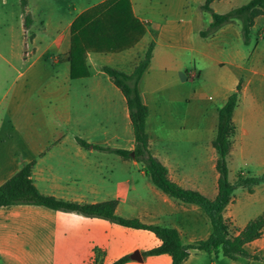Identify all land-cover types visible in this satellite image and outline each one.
I'll list each match as a JSON object with an SVG mask.
<instances>
[{
    "label": "crops",
    "instance_id": "obj_1",
    "mask_svg": "<svg viewBox=\"0 0 264 264\" xmlns=\"http://www.w3.org/2000/svg\"><path fill=\"white\" fill-rule=\"evenodd\" d=\"M130 1L135 17L146 28L145 36L133 48L121 53H89L86 59L89 77L76 80L70 77V64L66 60L70 37L63 38L53 46L56 51L54 57L60 60L53 64V86L49 89L48 113L52 120L48 121L49 124L43 122L45 128L38 133L26 135L21 151L3 147L14 141L11 135L3 134L4 140L0 142V187L24 166L34 163L31 180L41 194L77 204L115 201L117 215L138 219L148 225L176 229L183 242L182 229L178 225L181 215L178 204L186 205L157 189L144 175L140 163L97 148L132 151L135 144L126 100L105 75L103 68L109 66L131 74L143 59L150 42L156 43L151 64L140 83L142 101L149 108L146 132L150 152L168 169L172 181L214 199L219 178L216 162L214 170L218 177L215 173L207 175L200 168L195 172L199 186L187 187L181 182L184 163L173 164L166 150L168 143L181 140L180 131L186 127L184 119L177 122L179 115L175 109L186 104L185 85L199 80L202 75L195 64V59L201 56L195 45L197 35L202 38L200 32L207 29L196 30L185 21L179 24L168 18L158 22L145 21L139 17L135 0ZM91 7L83 8L80 13ZM211 22L212 19L209 25ZM224 28L213 37L217 38ZM141 51H144L142 56ZM186 55L193 57L192 69L180 65ZM95 66L99 71L96 77L91 73ZM189 73L192 78L188 76ZM238 82L235 80L231 83L229 91L227 81L215 87L214 96L211 97L216 101L213 102L215 117L235 91ZM75 84L80 87L81 99L74 93ZM218 99H221L219 103ZM76 102L81 104L77 111L74 109ZM211 114L212 111L205 108V117ZM71 121L83 129L78 128L72 134L65 131L64 128ZM170 121L177 123L173 133L168 125ZM48 125L53 132L48 133ZM216 129L217 123L209 131L214 136L206 137V141L211 139L213 143ZM78 140L91 147H82ZM252 155L251 152L248 154L249 159L260 165L264 154L261 159L260 153L254 159ZM210 178H213V184ZM160 244V240L150 231L125 228L108 220L75 212L53 211L31 205L0 207V264H112L127 256L130 261L126 264H171L169 255H143ZM203 255L209 256L192 251L185 264H195Z\"/></svg>",
    "mask_w": 264,
    "mask_h": 264
},
{
    "label": "rangeland",
    "instance_id": "obj_2",
    "mask_svg": "<svg viewBox=\"0 0 264 264\" xmlns=\"http://www.w3.org/2000/svg\"><path fill=\"white\" fill-rule=\"evenodd\" d=\"M26 1L27 12L32 20L29 28L25 27L26 13L21 6V0H0V142L4 140L3 134L11 135L14 141L3 147L14 151L24 148L22 144L26 135L38 133L45 128L43 122L49 124L52 120L48 113L51 98L49 89L53 86V64L60 60L59 57H54L56 51L53 46L63 38L71 39V25L81 14V10L96 6L101 0ZM249 1L218 0L212 8L216 13L224 14ZM204 2L205 0H135L139 17L145 21L158 22L168 18L179 24L185 21L196 30L208 29L212 19L209 13L201 10ZM240 32L241 24L235 21L226 26L217 38L196 37L195 46L200 50L201 56L195 59V64L201 69L202 75L199 80L188 82L184 87L186 104L177 106L175 110L179 115L177 122L184 119L186 127L180 131L181 140L168 143L166 148L173 164L184 163L181 177L184 186H199L196 184L195 172L200 168L207 175H217L214 170L217 154L212 147V140L205 139L214 136L209 131L217 123L218 116L213 115V102L216 101L211 97L214 96L215 87L223 81L230 85L227 88L229 91L231 83L242 79V91L233 118L235 132L232 137V150L228 158L230 179L234 181L240 170L257 176L264 172V158L259 165L248 157L250 152L254 155L251 156L252 159L258 153L261 159L264 154V14L255 20L249 47L243 45ZM143 53L141 51L140 56ZM30 65L34 66L26 71ZM180 65L192 69L193 57L186 55ZM98 72L97 66L91 70L95 77ZM188 76L192 78L191 73ZM74 87V93L81 99L80 87L77 84ZM23 103V107L19 108ZM80 105L78 102L74 103L75 111ZM205 108L212 111L208 117L204 115ZM73 121L64 128L70 134L78 128L83 129ZM168 125L172 127L173 133L177 123L170 121ZM47 127L49 132H46H53L49 125ZM211 182L214 183L213 178ZM178 206L181 212L178 225L182 229L184 244L206 239L211 232V226L205 214L194 206ZM262 213L264 184L255 187L252 194L237 190L235 200L224 216L230 225L231 234L237 235L250 220ZM247 250L253 255L264 256V231L261 239L248 245ZM195 264L264 262L251 259L231 261L221 255H203Z\"/></svg>",
    "mask_w": 264,
    "mask_h": 264
},
{
    "label": "trees",
    "instance_id": "obj_3",
    "mask_svg": "<svg viewBox=\"0 0 264 264\" xmlns=\"http://www.w3.org/2000/svg\"><path fill=\"white\" fill-rule=\"evenodd\" d=\"M218 0H205L201 10L209 13L212 22L208 29L200 32L202 38L215 36L222 28L239 21L241 24V40L245 47L251 45V34L255 20L264 14V0H250L247 4L234 8L227 13H216L212 5ZM25 17V27L29 28L32 20L27 12V1L21 0ZM70 50L67 62L70 64V77L73 80L90 76L86 59L89 53L117 54L137 45L146 34L144 24L135 17L130 0H107L81 13L70 28ZM156 47L150 42L143 59L131 74L106 66L105 75L123 94L129 110L134 137V149H110L97 147L124 159L140 163L143 173L152 184L170 198L185 205L198 207L208 218L211 233L205 240L184 244L180 233L173 228L148 225L138 219H127L116 214L117 202L110 201L99 204H77L41 194L31 180L34 163L24 166L13 178L0 187V207L15 205H31L44 207L53 211L75 212L90 218L108 220L119 226L147 230L160 240L159 247L145 252V257L169 255L171 264H185L192 251L203 252L209 256L221 255L231 261L251 259L263 261L264 256L253 255L247 246L261 239L264 231V213L250 220L237 235L231 234V228L224 214L234 202L237 190H245L249 194L255 187L264 184V172L261 175H250L240 170L235 180L230 179L228 158L232 150V137L235 132L233 118L242 91V79L226 103L218 111L215 139L212 143L217 154L216 171L219 175L217 195L210 199L202 193L185 189L172 181L168 169L150 152L149 136L146 132V121L149 108L141 98L140 83L147 72ZM82 147L91 145L78 140ZM130 258L123 257L112 264H126ZM101 264V263H100Z\"/></svg>",
    "mask_w": 264,
    "mask_h": 264
},
{
    "label": "water",
    "instance_id": "obj_4",
    "mask_svg": "<svg viewBox=\"0 0 264 264\" xmlns=\"http://www.w3.org/2000/svg\"><path fill=\"white\" fill-rule=\"evenodd\" d=\"M136 255H138V256L141 258V256H140V254H139V253H137ZM133 258H135V255L133 256Z\"/></svg>",
    "mask_w": 264,
    "mask_h": 264
}]
</instances>
